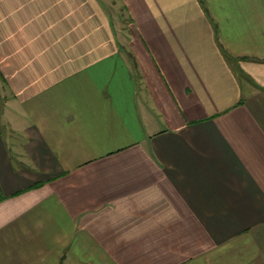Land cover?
I'll return each mask as SVG.
<instances>
[{"label": "crops", "instance_id": "1", "mask_svg": "<svg viewBox=\"0 0 264 264\" xmlns=\"http://www.w3.org/2000/svg\"><path fill=\"white\" fill-rule=\"evenodd\" d=\"M0 264H264V0H0Z\"/></svg>", "mask_w": 264, "mask_h": 264}]
</instances>
